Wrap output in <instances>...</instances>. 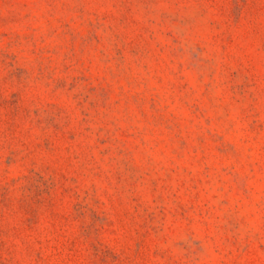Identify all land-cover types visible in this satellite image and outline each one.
Instances as JSON below:
<instances>
[{"label": "rangeland", "instance_id": "rangeland-1", "mask_svg": "<svg viewBox=\"0 0 264 264\" xmlns=\"http://www.w3.org/2000/svg\"><path fill=\"white\" fill-rule=\"evenodd\" d=\"M0 264H264V0H0Z\"/></svg>", "mask_w": 264, "mask_h": 264}]
</instances>
